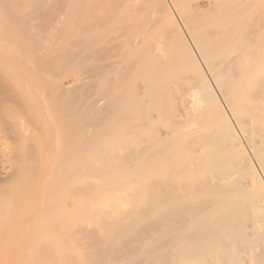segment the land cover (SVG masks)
<instances>
[{
  "label": "bare ground",
  "instance_id": "obj_1",
  "mask_svg": "<svg viewBox=\"0 0 264 264\" xmlns=\"http://www.w3.org/2000/svg\"><path fill=\"white\" fill-rule=\"evenodd\" d=\"M0 20L24 58L0 87V264H264V0Z\"/></svg>",
  "mask_w": 264,
  "mask_h": 264
},
{
  "label": "rangeland",
  "instance_id": "obj_2",
  "mask_svg": "<svg viewBox=\"0 0 264 264\" xmlns=\"http://www.w3.org/2000/svg\"><path fill=\"white\" fill-rule=\"evenodd\" d=\"M193 5H195V3H194ZM0 21H1V20H0ZM0 33H1V34H0V53L3 52V51H5V53L3 52V53L0 54V55H1V56H0V60H1V61H0V63H1L0 65H1V66H0V67H1V69H2V70H0V82H1V83H0V87H1V86H3V85H1L2 82H3L5 79H9V78H7V77L10 76L9 73H10V69L12 70V68H13L12 65H14V64L19 65V64H20L19 62L22 63V60H23V63H24V58H23V56H21V55H23L21 52L18 53V51L16 52L15 49H14V51H13V50H11V48L9 47V45H8L9 42L11 43L10 46L13 47V45H12V41L9 40V39H11L10 37H9V39H8V37H7L8 35H7L6 33L3 34V25H2L1 22H0ZM4 35H5V36H4ZM6 35H7V36H6ZM3 36H4V37H3ZM6 37H7V38H6ZM3 38L8 39L9 42L6 43V41H8V40H4ZM61 42H62V41H61ZM6 44H7V45H6ZM58 44L61 45V43H59V41H58ZM58 44H57V45H58ZM5 45L8 46V47L6 48ZM1 48H2V49H1ZM5 49H6V50H5ZM12 49H13V48H12ZM7 50H8V51H7ZM11 51H13L14 54H12ZM6 52L8 53V55L10 54L9 57H8V56H4V54H5V55L7 54ZM19 55H20V57H18V60H19V59H22V60H20V61L18 62V61H16V59H15L14 57H15V56L17 57V56H19ZM5 57H8V59H6ZM3 58H4V60L6 59V60H5V63L7 62L8 68H9V66H10L11 64H12V65H11L12 68H11V67H10L9 69L6 68V67H5V66H6L5 63H4V64H5V66H4V64H3L4 60H2ZM7 60L11 61V62H10L11 64H10L9 61H7ZM13 60H14L16 63H15ZM12 61H13L14 63H12ZM17 62H18V63H17ZM8 63H9L10 65H9ZM20 65H22V64H20ZM3 67H4V70H3ZM6 69L9 70V71H7ZM5 70H6V71H5ZM3 71H4V72H3ZM67 72H69V74L67 73V75H66L65 72H62V73L60 74L63 78L60 76L61 79H59L60 77H58L57 79H59V80L56 81V84H59L58 82H60V83H62L63 85H70V84H72V83L75 82V80H76V78H77V75H76V74H73V72L70 73V71H67ZM4 74H6V76H5ZM7 74H8L9 76H8ZM62 74H63V75L65 74L66 77H64ZM70 74H71V75H70ZM2 77H3V78L5 77V78L3 79ZM1 79H2L3 81H1ZM6 81H7V80H6ZM4 82H5V81H4ZM70 82H71V83H70ZM0 89H1V88H0ZM1 90H2V89H1ZM1 90H0V92H1ZM249 148H250V147H249ZM62 194H63V193H62ZM64 195H65L66 197H65ZM67 195H68V194H65V193H64L63 195H61V198L63 199V201L66 203V205H67L68 207L73 208V207H74V203H73L72 199H71L69 196L67 197ZM68 198H69V199H68ZM67 200H68V201H67ZM66 201H67V202H66ZM71 210H72V209H71ZM71 210H70V211H71ZM69 213H72V214L74 213L75 218L78 216L77 220H76L75 218H73V215H72V217H70L69 221L72 222V223L70 222L71 224H73V223L76 224V222H78L80 219H82V218H87V217H88V214H87L86 212H81L80 214H78L77 212H73V211H71V212H69ZM75 213H76V215H75ZM77 214H78V215H77ZM83 214H85L86 216L84 215V216H85V217H84ZM71 218H73V220H71Z\"/></svg>",
  "mask_w": 264,
  "mask_h": 264
}]
</instances>
